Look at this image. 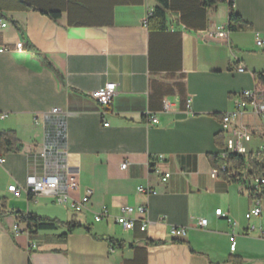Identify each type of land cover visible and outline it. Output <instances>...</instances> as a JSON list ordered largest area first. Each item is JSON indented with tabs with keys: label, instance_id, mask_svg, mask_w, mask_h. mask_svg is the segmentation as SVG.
<instances>
[{
	"label": "crops",
	"instance_id": "obj_1",
	"mask_svg": "<svg viewBox=\"0 0 264 264\" xmlns=\"http://www.w3.org/2000/svg\"><path fill=\"white\" fill-rule=\"evenodd\" d=\"M233 1L250 27L223 41L205 31L227 26V1L206 7L202 0H169L166 29L150 30L155 0H0V131H15L23 145L0 156V199H7L6 211L18 209L8 187L26 185L49 117L64 121L66 168L79 180L77 195L93 191L82 212L90 223H81L90 230L68 232L66 224L29 235L16 215L0 209V264H264V199L261 216L247 219L257 198L244 184L211 175V158L220 161L228 138L222 115L241 91L264 93L253 75L264 74V48L255 42L257 33L264 37V0ZM107 82L117 93L102 108L91 93ZM165 101L172 102L168 111ZM154 115L157 123L149 121ZM233 125L251 132L248 153L264 150L260 116L247 112ZM139 185L157 190L148 200L151 224L124 231L115 217L124 205L145 202ZM28 196L19 211L79 223L55 214L52 198ZM105 208L109 216L96 222ZM219 208L225 216L216 215ZM200 218L208 219L206 228ZM172 226L187 227V236L173 238Z\"/></svg>",
	"mask_w": 264,
	"mask_h": 264
},
{
	"label": "built area",
	"instance_id": "obj_2",
	"mask_svg": "<svg viewBox=\"0 0 264 264\" xmlns=\"http://www.w3.org/2000/svg\"><path fill=\"white\" fill-rule=\"evenodd\" d=\"M6 23H2L1 27H6ZM228 25H219L214 30L208 29L205 31V36L211 39H218L226 41L229 36ZM257 47L264 48V37L257 33L255 37ZM17 48H24V41H19L16 45ZM246 69L244 66H239L238 71L244 72ZM117 93V84L114 82H107L103 87L93 91L91 96L102 107H109ZM191 99L187 100V106L190 107ZM172 106V102H164V111H168ZM247 112H253L261 117L264 124V93L258 88L250 90H243L233 98V109L227 113H224L221 117V123L223 130L228 133L226 146L219 154L220 161L222 162L220 167L213 168L211 170L212 177H217L222 171H226L228 164L226 159L229 154H241L248 153L246 143L251 141L252 135L249 129L245 125H233V121L236 117L242 116ZM58 109L53 110V114H59ZM7 114H2L1 118L4 119ZM151 123H157L158 117L156 115L149 116ZM108 126L109 123L104 124ZM54 147L48 145L47 142L42 151L31 158L30 174L26 185H21L14 181L8 187V191L15 197L21 198L24 193L27 195H34L35 197L42 195L50 197L54 200V203L63 207L66 210L73 213H81L87 209L93 191L87 189L84 194L78 196L79 180L76 175H71L67 172L66 159L67 149L66 145L59 147L57 150H53ZM61 156L60 160L57 157ZM160 159H164L163 155H160ZM2 161V159H0ZM128 163L122 164V168H127ZM171 177L170 173H165L162 177L163 181H167ZM256 184L260 182L264 183V179L257 178ZM256 185V186H257ZM137 192L146 196L145 202L139 205H124L121 208L120 214L115 217L116 223L124 231H133L139 229L144 232L148 229L151 221L148 217L149 212V197L155 195L157 190L150 186L139 185ZM217 216H225L222 213V209H216ZM262 214L261 199L257 198L254 207H252L246 214L247 219L260 217ZM109 216L108 210L105 208L102 212L96 213L94 220L100 222ZM200 228H206L208 226L207 218H200L197 222ZM232 241H234L235 223L232 222ZM255 229V226H252ZM27 232V231H26ZM188 228L172 226L170 228V234L173 238L183 239L187 236ZM15 233H20L18 226H15ZM28 233V232H27ZM29 234V233H28ZM260 237L264 238V227L260 230Z\"/></svg>",
	"mask_w": 264,
	"mask_h": 264
},
{
	"label": "trees",
	"instance_id": "obj_3",
	"mask_svg": "<svg viewBox=\"0 0 264 264\" xmlns=\"http://www.w3.org/2000/svg\"><path fill=\"white\" fill-rule=\"evenodd\" d=\"M157 2L154 10L148 15L146 23L150 30H165L167 25V14L169 7V0H155ZM228 2L229 16H228V29L231 32L248 30L249 23L246 22L242 16L234 9L233 0H202V4L206 7H212L220 2ZM52 18L58 16V13H47ZM257 83L264 82L263 73H254ZM57 123L56 119L49 117L46 120L45 133L47 135V144L54 147L53 150H57L59 147L65 144V127L62 118H59ZM22 143L17 137L15 131L4 130L0 131V156H4L9 153H16L22 150ZM61 156L57 157L60 160ZM212 163L215 168L220 167L221 161L217 159V156H212ZM228 168L226 171H222V175L230 183L246 184L250 180H256L257 178L264 179V150L257 152H250L245 155L241 154H229L226 159ZM246 186V185H245ZM247 192L252 199H264V183H259L257 186H246ZM29 201L35 199L34 195H29ZM7 199H0L1 215L12 213L16 215L18 224H24L25 231L29 235H34L42 230H56L59 225L68 226V232H72L77 228H84L90 230L88 226H84L81 223H75L70 221L68 223H62L57 219L41 216L33 212H22L19 210L6 211ZM67 233L61 234L66 236ZM111 243L117 244L118 242L112 238L109 239ZM175 242V241H173ZM148 244L160 245L165 244L163 241H149ZM236 261L237 259H231Z\"/></svg>",
	"mask_w": 264,
	"mask_h": 264
},
{
	"label": "rangeland",
	"instance_id": "obj_4",
	"mask_svg": "<svg viewBox=\"0 0 264 264\" xmlns=\"http://www.w3.org/2000/svg\"><path fill=\"white\" fill-rule=\"evenodd\" d=\"M245 185L248 186L249 181ZM12 199H13V201L10 200L11 205L20 210V208H22L21 206H23L25 203V198L19 199V198L13 197ZM49 207L52 211L55 212V214H60L62 219H69V220L73 219L79 223H86V224H87V222L90 223V219L88 217H86L84 214H82V212L81 213H75V214H72L70 212L67 213V211L64 208H61V207L57 206L56 204H53L51 206L49 205ZM61 228H64V226L59 225V229H61Z\"/></svg>",
	"mask_w": 264,
	"mask_h": 264
},
{
	"label": "bare ground",
	"instance_id": "obj_5",
	"mask_svg": "<svg viewBox=\"0 0 264 264\" xmlns=\"http://www.w3.org/2000/svg\"><path fill=\"white\" fill-rule=\"evenodd\" d=\"M24 48H17V51L21 52Z\"/></svg>",
	"mask_w": 264,
	"mask_h": 264
}]
</instances>
